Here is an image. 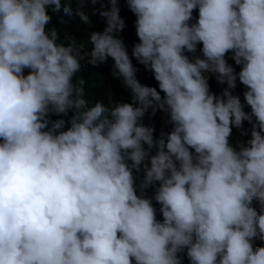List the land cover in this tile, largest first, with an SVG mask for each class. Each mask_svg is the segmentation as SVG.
Instances as JSON below:
<instances>
[{"label": "clouds", "instance_id": "clouds-1", "mask_svg": "<svg viewBox=\"0 0 264 264\" xmlns=\"http://www.w3.org/2000/svg\"><path fill=\"white\" fill-rule=\"evenodd\" d=\"M124 4L130 54L121 0H0V264H264V0ZM108 61L130 99L90 105Z\"/></svg>", "mask_w": 264, "mask_h": 264}, {"label": "trees", "instance_id": "trees-1", "mask_svg": "<svg viewBox=\"0 0 264 264\" xmlns=\"http://www.w3.org/2000/svg\"><path fill=\"white\" fill-rule=\"evenodd\" d=\"M63 2V0H62ZM72 7H76V0H72ZM194 15H198V13L194 12ZM121 16L126 18L127 27L122 33V37L125 43L129 46V54L131 53L132 44L138 42L136 34H135V16L127 9L124 4V0H121ZM93 24L91 26L84 25L79 21L78 17L75 16H66L63 13H60L58 16L53 14L52 24L58 29L60 32L61 40H66V36L72 38H76L79 40L78 42H86L87 41V32L91 31H102L104 28V22L100 19L98 15H94L92 17ZM230 54V53H229ZM229 64H233L236 67L237 72L240 70L238 66L234 65V62L230 59L228 60ZM133 64L140 68L138 72V79L141 83L147 84L152 87H157V82L152 78L151 73L145 71L142 66L136 64V61L133 60ZM81 78L85 79V90L87 93V99L89 104H94L97 101H102L105 104H108L112 99L114 100H122L124 102H128L130 97L127 91H125L123 85L118 79H114L112 77V62L108 61L107 63L97 67L92 68L91 66L84 64L82 66V70L79 74ZM210 88L213 92L219 93L222 86L217 84L215 78H210L209 80ZM246 89L243 85H240L237 81V89L236 94L240 95L241 101L243 102V92ZM249 111L250 109H245ZM163 112H157L154 117L146 116L144 123L148 124L151 120L152 124L155 126L157 130V135L161 130L168 131L167 127L161 123V118L163 116ZM57 117H53L56 119ZM244 127L247 129L249 125L245 122ZM247 137H242L239 135L237 130H233L232 140L236 142L238 140H246ZM154 206L158 209L159 205ZM157 218L160 219L159 213ZM257 246H264V242L256 241ZM184 264H189L187 258L184 259Z\"/></svg>", "mask_w": 264, "mask_h": 264}, {"label": "rangeland", "instance_id": "rangeland-1", "mask_svg": "<svg viewBox=\"0 0 264 264\" xmlns=\"http://www.w3.org/2000/svg\"><path fill=\"white\" fill-rule=\"evenodd\" d=\"M230 57V56H229ZM161 123L163 124V125H166L167 127H169V125H167V115L164 113L163 114V116H162V118H161Z\"/></svg>", "mask_w": 264, "mask_h": 264}]
</instances>
